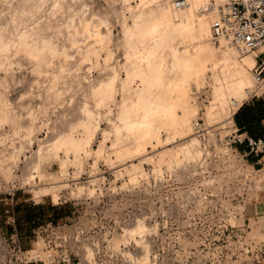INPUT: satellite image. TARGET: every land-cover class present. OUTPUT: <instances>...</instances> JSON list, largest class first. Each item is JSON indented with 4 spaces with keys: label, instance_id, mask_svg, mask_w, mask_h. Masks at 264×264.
I'll list each match as a JSON object with an SVG mask.
<instances>
[{
    "label": "rangeland",
    "instance_id": "374dc122",
    "mask_svg": "<svg viewBox=\"0 0 264 264\" xmlns=\"http://www.w3.org/2000/svg\"><path fill=\"white\" fill-rule=\"evenodd\" d=\"M59 1L61 3L58 6ZM14 2L18 1L0 0L1 20H10L12 13L9 16L8 12L16 6L12 5ZM57 2V8L55 3L52 6L48 4L49 2H45L46 8L41 6L45 10L41 8L40 11L48 10L50 12L46 13L52 15L47 16L48 14L44 12L42 17L40 15L42 12L38 11L35 18L30 19V22L33 20V24L40 23L37 25L38 28L30 23V27L33 26L32 31L36 28L41 32L46 28L48 32L46 33L45 29L41 34L49 36L50 33L53 38L56 47L50 51V55L52 54L50 59L49 57L46 59L50 61L42 60L43 63L40 61V64L35 57L32 56V59L30 55L31 58H28V54L24 55L25 52L20 51L15 55L18 58L24 56L17 60V56H14L12 61L14 65L10 66L12 70L15 68L13 71H16L17 79L7 83V86L0 82V95H4L6 86L4 96L8 97L7 102L13 114L26 126L12 125L0 112V212L3 208H8L11 212L13 210L16 216L15 227L19 231V238L8 237L0 232V264H17L15 250L18 245L25 251L26 259H34L36 256L44 259L47 254L66 250L74 254L75 262L78 264H239L241 258L236 261L229 258L230 245L222 243L212 245L205 240V236L213 229L205 226L189 227L185 219L186 211L180 207H235L238 221L249 217L253 235H260L263 231L264 167L257 171L247 163H239L231 149H227L219 142L225 139V134L229 132L228 127L233 125L232 113L254 91L255 83L251 68L255 61L247 68L251 82L243 88L244 93L240 94L242 97L239 96L242 99L238 97V104L235 105L230 98L231 94L230 96L227 94L228 100L226 98L225 102L214 101L211 87L215 86L216 81L212 79L214 77L210 63L207 64L209 65L206 66L207 69L202 71L203 75L196 71L193 72L196 75L192 73L189 78L186 77L187 83L181 76L174 77L181 70L177 68L179 66L177 63H170L172 65L170 69L168 68L169 71L172 66L174 70L169 73L167 69L168 73H165V76L170 74L171 77L174 73L171 78L173 84L175 82L176 85L177 80L178 82L182 80L185 85L178 83L177 90V87L171 84L175 93L172 90L165 91V85H162L161 94L165 91L167 93L163 94H166V97L174 95L173 100L181 94L176 99L179 105L176 106V113H182L184 103L187 105L191 103L190 113L196 110L191 123L199 122L204 129L203 134L197 135L195 128L192 127L191 136L193 132V136L196 135L195 146L194 144L189 145L191 148L187 146L184 154L185 149H182L184 150L182 153L180 147L181 135L176 136L175 133L173 136L170 129V135L167 133L171 125L169 117H162L165 107L160 108L164 109L162 111L158 109L161 117L165 118L164 121L160 115L158 116L164 124L157 116L156 122L153 123L155 129H158L150 132L154 138H149V133L145 132L147 127L143 124L137 126L134 122L136 118L143 119L141 117L143 113H146L143 114L146 118L147 115L149 117L151 114L147 112L150 110L151 113L153 108L150 98H146L154 93L150 91L153 89L148 90L147 80L151 77L147 76L150 74H146V71L149 70V65L145 57H141L147 49L144 45L146 42V46L149 45L152 39L148 40L151 38L150 35L148 36L145 30L142 32L141 25L138 24L143 23L147 17L146 11L152 9L154 4L148 3L145 7L141 0H63V3L57 0ZM47 6L54 9L52 7L47 9ZM141 8L144 10L146 8L145 12ZM139 10L145 14L142 15ZM42 18H48L45 24ZM41 23L44 24V28ZM133 25L138 26L136 29L141 35L139 32L136 33V26ZM129 26H133L132 30L127 28ZM126 32L129 33V37ZM176 40L177 44L175 40L173 42L177 50L184 48L192 50L190 41L179 43L180 39ZM210 41L218 50L221 49L220 41L214 42L211 34ZM163 51L168 57V48H162ZM246 54L237 53V58L241 60ZM251 54L254 55V52ZM144 63L148 65L147 68ZM219 68L217 67L216 72L221 75ZM4 71V68L0 69L1 76ZM199 75L204 76L202 80H197L201 77ZM195 76L198 77L196 80ZM195 81L197 83L203 81V84L200 82L197 86ZM163 83H166V79ZM51 85L56 86L55 89L52 90ZM180 86L187 88L184 90L188 95H184L186 92ZM143 87H146L147 91ZM149 91L150 94H147ZM161 94L160 98L163 97ZM160 98L157 99L158 102L162 100V98L159 100ZM212 100L217 104L215 105ZM145 105L151 106V109L147 107L144 112ZM215 106L220 108L214 109L217 108ZM222 106L227 108H224L227 112L223 111ZM207 107L208 109L212 107L218 112L213 113L210 109L212 114H216L214 119V115H210L212 117H209L210 121L205 116L209 111ZM140 110L141 116L138 114ZM126 116L133 120L129 122ZM86 119L91 122L97 121L98 129L92 132V137L90 136L92 141L89 139L90 143L87 142L89 144L84 143L83 149L86 150L77 151L78 160L73 156L76 155L75 151L62 146L63 144H60L61 149L55 151L59 146L55 147L56 143L54 142V146L53 141L57 135L65 134V131L67 133L72 130L68 133L76 138L85 137V132L82 133L85 127L82 128L80 125L81 121H87ZM158 120L162 124H159ZM155 123L158 125L157 128ZM75 125L77 132L74 131ZM154 130L159 136L155 135ZM143 135L144 139L145 137L147 139L141 141ZM138 137L143 143L139 144L141 146L139 148L135 146L140 142L137 141ZM38 141L42 143L41 152L37 150L41 146ZM51 145L54 149H51ZM198 147L199 152L196 151ZM14 151H18L17 154ZM169 151L174 152L173 155ZM176 151H179L178 155ZM174 155L178 162L175 161ZM66 156L70 159L67 160V164V161H63L66 160ZM160 157L165 160L162 161ZM74 158L77 160L75 162L79 161L78 166H82L81 170L80 167L75 168L77 164H74ZM62 161L66 166L61 163ZM30 162L32 166H29ZM59 162L66 169L61 167L63 168L61 170ZM123 164L127 167L122 168ZM35 166L36 170L32 168ZM37 169L44 174L46 172L43 178L42 176L40 178L41 172L36 173ZM25 177L28 180H25ZM47 184H50L49 186L57 193V200H53L51 194L44 193ZM10 196H13V202L8 199ZM33 202L39 203L33 208L36 218L25 221L23 219L25 207L22 205H32ZM243 207L247 208L250 215H246ZM80 258H84V261Z\"/></svg>",
    "mask_w": 264,
    "mask_h": 264
},
{
    "label": "bare ground",
    "instance_id": "6f19581e",
    "mask_svg": "<svg viewBox=\"0 0 264 264\" xmlns=\"http://www.w3.org/2000/svg\"><path fill=\"white\" fill-rule=\"evenodd\" d=\"M16 1H18L17 3H15V4H12L13 6L14 5H16L15 7H14V9H12L11 7H9L10 9H12V11H10V12H8V14H9V16H10V13H12L11 14V16H10V20L9 21H3V20H1V18H0V69L2 68H4L5 69V71H4V74H2V76L0 75V82L1 83H3L4 85L6 84V86H7V83H11L12 81H15L17 78V76L15 75V72L11 69V65H14V64H12V61H14L13 60V57L14 56H17V55H15V54H19V52L21 51V52H25L24 53V55H26V54H28L29 56H28V58L30 57V55H31V57L33 56V57H35V59H36V61L37 62H40V61H42V60H45L46 62L50 59V57L52 56V54L50 55V51H52V49L53 48H55L56 46H54V41H53V38H52V36H50L51 34L49 33V36H48V34L46 35V34H41L42 32H45V29L46 28H44V24H45V20L46 19H48V18H46V19H44V18H42V19H44V22H43V20H42V22L44 23V24H42L41 23V25H43L42 27L44 28V31L43 30H41V32H39V29L37 30L36 28H34V31H32L33 29V26L34 25H36V23H32L33 22V20H32V22H30V19H34L35 17V15L36 14H38L39 12H42L40 15L42 16V17H44L42 14H44V12L43 11H40L41 10V8H42V10H45V8H46V5H47V3L48 4H52V6H53V4L55 3V8H57L56 6H57V4H58V2L56 3V1H54V0H16ZM62 1V3H63V0H61ZM127 1V0H126ZM223 0H189V5L188 6H186L185 8H181V9H175L173 6H172V4H171V2L169 1V0H141V2L143 3L142 5H144L145 7H146V5L148 4V3H152V4H154V7L152 8V9H150L151 8V6H149L150 8H148V9H150V10H147L146 11V13H147V17L146 18H144V20H143V23L142 24H140V22H139V24L136 22V24H138V26L139 25H141L140 26V28H141V31L143 30H145V31H147L148 32V36L150 35V37L151 38H148V40L149 39H152L148 44L149 45H147L146 46V44H147V42H146V44L144 45L145 47H147V49H146V51H145V54H144V56H141L140 54V56L141 57H145V60L147 61V64L149 65V70L147 69V73L146 74H150V75H147V76H149V77H151V79H149V80H147V81H149V82H147V84H149V87H148V90H150V89H153V90H150V91H154V93L152 92L151 94H150V91L147 93V94H150V96L148 95L146 98L147 99H149L150 101H151V106L153 105V108H152V111H151V113H150V110H148V112L147 113H149V114H151V115H149V117H148V115H147V118L142 114V116L140 115L141 114V110H140V113H138L143 119H138V118H136L135 120H134V122H135V124H137V126H139V124L141 125V124H143V126H145V127H147L146 129V133L148 134L149 133V135H150V132L153 130V129H155V127H154V122H156L155 121V119H157V117L161 114L160 113V111H162V110H164V109H160V108H164L165 107V113H164V111L162 112V113H164L166 116H164V114L162 115V117H169V119H170V122H169V124L171 125V127L169 126V128H168V132L167 133H169V129H170V133L173 135V136H175L174 134L175 133H177V135L176 136H178V134H179V138L180 139H182V141H180V147H181V152L183 153V151H182V149H185V151H184V154H185V152H186V148H187V146H189V145H192V144H194L193 146H195V143H194V139H195V137H196V135H194L193 136V134H194V132H193V134H192V136H191V132L193 131H191V129H193L192 127H193V120H192V118H193V114L194 113H196V110H195V112L193 111V113H190V112H192V111H190V109L189 108H191V107H189V105L191 104H185L184 102H182V103H184V109L182 108V110L183 111H181L180 113L181 114H178V113H176V106L178 105V102L176 101V99H177V97H179V96H177V97H175L176 99H172V98H174L173 96H171V97H166L163 93L165 92V91H169V92H171L170 90H172V92L173 93H175L174 92V88L172 87V86H170L171 84H173V80L171 79L172 78V76H173V74L174 73H172L171 74V77H169V75L167 74L166 76H165V73H168V72H166V70L169 68L170 69V67H171V65H170V63H173V64H176V65H174V67L176 66L178 69H179V71H180V73H178V74H180V75H178V74H176V76H174L175 78H177L178 76L181 78V79H183L184 80V82L185 83H187V80H188V78H189V75L190 74H192L193 72H200L202 75H203V72L205 71L204 69L206 68L207 69V67L206 66H209V65H207L208 63H210V67H211V70L213 71H211L212 73H213V77L214 78H212V79H214L215 81H216V84H215V86L212 88L211 87V89H213L212 91H213V96H214V101L215 102H217V101H219L220 103L221 102H225L226 101V98H227V94H229V96H230V94L232 95V97H230V98H232V102H233V104L235 105L238 101H239V99H242V98H240V97H242V96H240V94L243 92V88L245 87V86H247L248 84H250V82H251V76L249 75V73H248V71H247V68H248V66H250L254 61H255V59H254V55L253 54H246L244 57H242L241 58V60H239L238 58H237V53H235V51L233 50V48L231 47V45H230V43H229V41L227 40V39H221L220 40V48L221 49H219L218 50V48H216L217 46H214V44H212V42L210 41V31H211V25H212V23L215 21V19H216V16H217V9H218V5L222 2ZM45 2H47V3H45ZM65 2V1H64ZM60 1H59V4H58V6L60 5ZM45 4V5H44ZM140 4V3H139ZM149 4V5H150ZM11 5V6H12ZM12 6V7H13ZM41 6H44V7H41ZM52 6H47V9H48V7L49 8H51ZM143 6V7H144ZM44 8V9H43ZM53 8V7H52ZM51 8V9H52ZM51 9H49V10H51ZM54 9V8H53ZM141 9H143V11L145 12V10H146V8H145V10H144V8H141ZM9 11V10H8ZM39 11V12H38ZM140 11V10H139ZM143 11H140V13H142V15H144L143 14ZM46 12H50V11H46ZM45 12V13H46ZM54 11H52V13H53ZM139 12L137 11V14H138ZM5 14H7V13H5ZM7 14V15H8ZM46 14H48L47 16H50V15H52V14H50L49 15V13H46ZM0 15H1V13H0ZM39 15V17L41 18V16ZM141 14H139V16H140ZM2 16H4V14H2ZM47 16H45V17H47ZM138 16V17H139ZM5 17V16H4ZM3 17V18H4ZM7 17V16H6ZM34 17V18H33ZM39 17H38V19H39ZM50 18L51 17H49V20H50ZM5 20H7V18H5ZM41 20H37V21H41ZM49 20H47L46 21V24H48L47 22L49 21ZM34 22H36L35 20H34ZM30 23H32L33 24V26H31L30 27ZM31 24V25H32ZM40 25V23H38L37 22V25ZM51 23L49 22V25H50ZM135 24V23H134ZM36 25V26H37ZM38 25V26H39ZM49 25H47L48 27H49ZM38 26H37V28H38ZM46 26V25H45ZM134 27L136 26V25H133ZM133 26L132 27H127V28H129L130 30H132L131 28H133ZM138 26H136L135 27V29L138 27ZM41 27V26H40ZM39 27V28H40ZM47 27V28H48ZM139 28V29H140ZM40 29H42V28H40ZM129 30V31H130ZM134 30V29H133ZM135 31V30H134ZM142 31V32H143ZM144 31V32H145ZM48 32V30L46 29V33ZM98 32V31H97ZM128 32V31H127ZM127 32H126V34H127ZM139 31H138V29H136V33H138ZM141 32V33H142ZM146 32V33H147ZM131 33H133V32H131ZM130 33V34H131ZM135 33V32H134ZM135 33V34H136ZM138 34H140V32L138 33ZM143 34V33H142ZM128 35V37H129V33L127 34ZM134 35V34H133ZM141 35V34H140ZM131 36V35H130ZM178 38V40L180 39V41H179V43L181 42H183V43H188L187 42V40L188 41H190L189 43L192 45V50H190V49H188V48H184L183 50H177V46H175V44H174V40H175V42L177 41L176 39ZM176 44H177V42H176ZM189 44V45H190ZM184 45V44H183ZM185 45H187V44H185ZM182 46V45H181ZM188 46V45H187ZM186 46V47H187ZM185 47V46H184ZM162 48L164 49V48H168V57H166V55H165V53H164V51L162 52ZM182 48V47H181ZM180 49V48H179ZM166 50V49H165ZM178 51H180V52H178ZM52 53V52H51ZM139 53H141L142 55H143V53L142 52H139ZM255 54V53H254ZM23 55V56H24ZM50 55V56H49ZM20 56H21V54H20ZM23 56H21V57H19L18 58V56H17V58H16V60L17 59H20V58H22ZM30 57V58H31ZM33 57H32V59H33ZM49 57V59L48 60H46L47 58ZM141 57H139L138 56V58H140V59H142ZM216 57V58H215ZM27 58V59H28ZM23 59H25V58H23ZM15 60V61H16ZM145 60H143L142 59V61H144V62H146ZM19 61V60H18ZM33 61V60H32ZM36 61H34V62H36ZM50 61V60H49ZM140 61V60H139ZM142 61H141V63H142ZM16 63H17V61H16ZM42 63H43V61H42ZM45 63V62H44ZM139 64H141L140 62H138ZM219 63H220V65H219ZM33 64H35V63H33ZM40 64H41V62H40ZM138 64V65H139ZM144 64H146V63H144ZM144 65L145 66V68H147L148 67V65ZM35 65H38V64H35ZM142 65H143V63H142ZM62 66V65H61ZM175 67V68H176ZM217 67H220L219 69H221L220 71H221V75H219V74H217V72H216V70H217ZM176 68V69H177ZM169 69L167 70V71H169ZM172 69L174 70V68H173V66H172ZM172 69L169 71V73L170 72H172ZM175 69V71H177ZM210 69V68H209ZM62 71H63V69H61ZM148 71L150 72V73H148ZM174 71V72H175ZM203 71V72H202ZM218 71V70H217ZM219 71V72H220ZM178 72V71H177ZM176 72V73H177ZM210 72V73H211ZM218 72V73H219ZM18 73V72H17ZM63 73V72H62ZM62 73H59V74H62ZM199 73V74H200ZM20 74V73H19ZM18 74V75H19ZM64 74V73H63ZM193 74H195V73H193ZM196 75V74H195ZM205 75V74H204ZM212 75V74H211ZM56 76V75H55ZM193 76V75H192ZM198 76V75H197ZM199 76H201V75H199ZM61 77V76H60ZM148 77V78H149ZM186 77H188L187 78V80H186ZM196 77V76H195ZM202 77H204V76H201V77H196L195 78V80L197 79V80H202L203 78ZM206 77V76H205ZM212 77V76H211ZM19 78V77H18ZM166 79V83H163V81ZM174 79V78H173ZM179 79V78H178ZM19 80V79H18ZM175 81V80H174ZM180 82H178V80L176 81V85L179 83V84H184L185 85V83H182L183 81L182 80H179ZM203 81H205V80H203ZM202 81V82H203ZM196 82V81H195ZM201 81H199L198 83H200ZM201 82V83H202ZM188 83H189V81H188ZM198 83L196 82V84H197V86H198ZM2 84V85H3ZM203 84V83H202ZM8 85H10V84H8ZM162 85H165V91H163V97L161 96V98H162V100H161V98L159 97L160 96V94H161V91H162ZM175 85V82H174V84H173V86ZM175 85V86H176ZM183 85V86H184ZM6 86L4 87V95L6 96V94H5V89H6ZM160 87V90L158 89V87ZM178 86V85H177ZM176 86V87H177ZM9 87V86H8ZM51 87H52V85H51ZM50 87V88H51ZM55 87L56 86H53L51 89L53 90V89H55ZM170 87L172 88V89H170ZM181 88H182V86H180ZM0 88H1V85H0ZM144 89L146 88V87H143ZM184 88L185 87H183L182 89L184 90ZM246 88V87H245ZM50 89V90H51ZM144 89H142L141 88V90L143 91ZM185 89H187V88H185ZM3 90V89H2ZM146 90V89H145ZM144 90V91H145ZM175 90H176V88H175ZM177 90H178V87H177ZM176 90V91H177ZM179 90H181V89H179ZM7 91V90H6ZM142 91H140L141 92V94H142ZM147 91V90H146ZM156 91V92H155ZM158 91V92H157ZM160 91V92H159ZM185 91V90H184ZM183 91V92H184ZM167 92H165V93H167ZM178 92V91H177ZM180 92V91H179ZM186 92V91H185ZM184 92V93H185ZM1 93V92H0ZM7 93V92H6ZM144 93V92H143ZM158 93H160V94H158ZM183 93V94H184ZM187 93V94H186ZM184 95L186 96V95H188V92H186ZM212 93V92H211ZM244 93V92H243ZM161 94V95H162ZM171 94V93H170ZM3 94H1L0 95V98H1V103H0V112H2L3 113V115H4V117L6 118V119H8L9 121H10V123H12V125L13 124H15L16 126H18V125H20V127H24L25 125H22L23 123L21 122V120L19 119V118H17L14 114H13V112H12V110H11V107L9 106V104H8V102H7V98L8 97H5ZM168 96H170L169 94H167ZM240 96V97H239ZM238 97H239V99H238ZM145 98V99H146ZM152 98V99H151ZM158 98H160L159 100H161V101H157V99ZM170 98V99H169ZM184 98V97H183ZM172 99V100H171ZM181 99V98H180ZM213 99V98H212ZM227 100H228V98H227ZM3 101V102H2ZM147 101V105H148V100H146ZM149 101V102H150ZM156 101V102H155ZM179 102H180V100H178ZM213 100H212V102L213 103H215ZM218 102V103H219ZM230 102V101H229ZM228 102V103H229ZM145 103V102H144ZM154 103V104H153ZM187 103V102H186ZM146 104V103H145ZM211 105L210 106H212V103H210ZM217 103H215V105H216ZM238 104V103H237ZM143 105V104H142ZM194 105V104H193ZM214 105V104H213ZM220 105V104H219ZM223 105V104H222ZM146 106V105H145ZM151 106H146L145 108H143V109H145V111L144 112H146V110H147V107H148V109L150 108L151 109ZM181 106H182V104H181ZM180 106V107H181ZM192 106V105H191ZM218 106V105H217ZM217 106H215V107H217ZM225 106V105H224ZM227 106V105H226ZM166 107H167V110H169V112H167V110H166ZM177 107H179V105L177 106ZM193 107H196V106H193ZM218 108H220V107H217V108H214V109H218ZM222 108H223V106H222ZM225 109H227L226 107H224ZM223 108V109H224ZM158 109H160V111L158 110ZM178 109H180V108H178ZM192 109V108H191ZM194 109V108H193ZM211 110H213V108L211 107L210 108ZM210 109H208V107H207V110H209L208 112H207V114H205V116H207L206 118H208V120L210 121V119H209V117L210 118H212L210 115L212 114V111H210ZM222 109V110H223ZM223 110V111H226L227 112V110ZM206 110V111H207ZM138 111V110H137ZM159 111V113H157ZM124 113V112H123ZM213 113H217L218 114V112H216V111H214L213 110ZM127 114H128V112H127ZM126 114V115H127ZM135 114H136V111H135ZM138 114H137V117H138ZM161 115H160V117H161ZM212 115H214L213 116V119H214V117H216V114H212ZM157 116V117H156ZM226 116H227V113H226ZM230 116V115H229ZM127 117V116H126ZM161 117V118H162ZM196 117V116H195ZM228 117V116H227ZM124 118V117H123ZM128 118V117H127ZM140 118V117H139ZM159 118V117H158ZM165 118H162L163 120L165 119ZM82 119V118H81ZM84 119V118H83ZM126 119V118H125ZM124 119V120H125ZM160 119V118H159ZM168 119V118H167ZM213 119H212V121H213ZM226 119V118H225ZM224 119V120H225ZM228 119V118H227ZM87 121H81L82 122V125H80V124H78V126L80 125L82 128H83V126L85 127L84 128V130L85 131H83V129H80L81 131H83L82 133H84L85 132V137L84 138H78V136H77V138L76 137H74L73 135H70V133H68V132H72V130H70V131H67V133L69 134H67L66 133V131H65V134H63L62 133V131H61V135H57L55 138L56 139H54L55 141H53V145L56 143V146L55 147H57V146H59V147H57V150H55V151H58V149H61L60 147H61V145L62 146H66V148H68V149H70V150H74L75 152V154L77 153V151L80 149V150H86L85 148L83 149V145H84V143H86V144H89L90 142L88 141L89 139H90V136L92 135V132L93 131H95V130H97L98 129V122L96 121V122H91V121H89L88 119H86ZM127 120H129V122L131 121V120H133V119H127ZM163 120H161L160 119V121H162V123L164 124V122H163ZM207 120V119H206ZM79 121V120H78ZM92 121H94V120H92ZM165 121V120H164ZM134 122H132V123H134ZM158 122H159V120H158ZM158 122H157V124H158ZM167 122H168V120H167ZM192 122V123H191ZM79 123V122H78ZM161 122H159V124H162ZM216 123V122H215ZM214 123V124H215ZM156 124V123H155ZM156 124V128L158 127V125ZM166 124V123H165ZM211 124H213V123H211ZM219 124V123H218ZM217 124V125H218ZM14 125V126H15ZM147 125V126H146ZM216 125V124H215ZM28 126V125H27ZM136 126V127H137ZM153 126V127H152ZM210 126V125H209ZM214 126V125H213ZM26 127V126H25ZM29 128L31 127V126H28ZM75 127V129H74V131H76L77 132V130H76V125L74 126ZM216 127H218V126H216ZM32 128H33V125H32ZM32 128H31V130H32ZM26 129V128H25ZM73 129V128H72ZM77 129H79V128H77ZM166 129H167V125H166ZM214 129H215V127H214ZM31 130H28V131H30L31 132ZM67 130H69V129H67ZM89 131V132H87V131ZM118 130V129H117ZM155 130H158V129H155ZM154 130V133L156 132ZM211 130V129H210ZM75 132V133H76ZM159 132V131H158ZM29 133V132H28ZM58 133V132H57ZM56 133V134H57ZM74 132H73V134H75ZM82 133H81V135H82ZM146 133H144L145 135H146ZM153 133V132H152ZM151 133V134H152ZM153 133V134H154ZM170 133H169V135H170ZM1 134V133H0ZM26 134H27V132H26ZM55 134V135H56ZM59 134H60V132H59ZM95 134V133H94ZM29 135H31V134H29ZM145 135H143V137L142 138H140L141 139V141L144 139V136ZM155 135H157L156 133H155ZM171 135V136H172ZM80 136V135H79ZM83 136V135H82ZM94 136V135H93ZM157 136H159V135H157ZM92 137V136H91ZM149 138H154V137H152L151 135H150V137ZM92 139V138H91ZM90 139V141H92ZM140 139H139V137H138V140L137 141H140ZM145 139H147L146 137H145ZM144 139V140H145ZM157 139V140H156ZM155 140L156 141H158V139H159V137H157ZM197 139V138H196ZM51 140V139H50ZM52 140H53V138H52ZM40 141V140H39ZM38 141V144L40 145L41 144V146H39V148L37 149L39 152H41V149H42V143H40ZM136 141V142H137ZM141 141L139 142V143H136V145L135 146H137L138 148H139V144L141 143ZM161 141V140H160ZM160 141H159V143H160ZM196 141V140H195ZM55 142V143H54ZM87 142H89V143H87ZM51 144V143H50ZM61 144V145H60ZM141 144H143V143H141ZM53 145H51V149H54V148H52V147H54ZM50 146V145H49ZM86 146V145H85ZM141 147V146H140ZM190 147V146H189ZM192 147V146H191ZM190 147V148H191ZM197 147V146H196ZM41 148V149H40ZM48 148V147H47ZM64 148V147H63ZM65 148V149H66ZM82 148V149H81ZM43 149H45V146H44V148ZM56 149V148H55ZM90 149V148H89ZM193 149V148H192ZM194 149H195V147H194ZM193 149V150H194ZM1 150V149H0ZM37 150H36V152H37ZM47 150V149H46ZM50 150V149H49ZM180 150V149H179ZM190 150V149H189ZM188 150V151H189ZM199 150V147H198V149H196V151L197 152H199L198 151ZM53 151V153L55 152L54 150H52ZM63 151H64V149H63ZM69 151V150H68ZM89 151V150H88ZM191 152H192V150H190ZM189 151V152H190ZM2 152V151H1ZM16 154H17V152L16 151H14ZM35 152V151H34ZM39 152H37L38 154H39ZM70 152V151H69ZM69 152H67V153H69ZM169 152H172V151H169ZM179 152V151H178ZM178 152L176 151V153H177V155H178ZM33 153V152H32ZM58 153V152H57ZM65 153V152H64ZM85 153V152H84ZM173 153L174 152H172V154L171 155H173ZM175 153V154H176ZM13 155H14V153H12ZM11 154V155H12ZM38 154H36V155H38ZM41 154V153H40ZM56 154V153H55ZM55 154H53V155H55ZM66 154V153H65ZM81 154V153H80ZM80 154H79V156H80ZM165 154H167L166 152H165ZM188 154V153H187ZM3 155V154H2ZM57 155V156H56ZM55 156L56 157H58V154H56ZM61 155V154H60ZM66 155H69V154H66ZM169 155H170V153H169ZM168 155V157H170ZM1 156V155H0ZM17 156V155H16ZM63 156V155H62ZM73 156H75V158L78 160V156H77V154L76 155H74L73 154ZM176 155H174V158H175V161H176V157H175ZM11 157H13V156H11ZM145 157V156H144ZM162 157V156H161ZM160 157V158H161ZM165 157V156H164ZM61 158V157H60ZM63 158V157H62ZM74 158V164H77V163H79V161L78 162H75V159ZM80 158V157H79ZM146 158V157H145ZM159 158V159H160ZM166 158H167V156H166ZM173 158V159H174ZM66 160H64L63 159V161L64 162H66L69 158L66 156V158H65ZM72 159V158H71ZM81 159V158H80ZM165 160L164 158H161V160ZM170 160H171V158H169ZM70 160V159H69ZM76 160V161H77ZM160 160V161H161ZM162 160V161H163ZM170 160L168 161V162H170ZM60 161V160H59ZM61 162V163H63V165H64V162ZM71 161H73V160H71ZM132 161V160H131ZM174 160H173V162H175ZM29 162V161H28ZM27 162V163H28ZM32 162H34V160L32 161ZM81 162V161H80ZM165 162H167V161H165ZM167 162V163H168ZM171 162H172V160H171ZM176 162H178V161H176ZM35 163V162H34ZM60 163V162H59ZM61 163L59 164L60 165V168L61 167H63V166H61ZM68 163V161L66 162V164ZM73 163V162H72ZM123 163V162H122ZM31 164V162L29 163V166H32V165H30ZM33 164V163H32ZM38 163H36V165H37ZM125 164V163H124ZM123 164V165H124ZM130 164V163H129ZM128 164V165H129ZM173 164V163H172ZM171 164V165H172ZM26 165H28V164H26ZM35 165V164H34ZM80 165V164H79ZM118 165H120V163L118 164ZM130 165H132V164H130ZM38 166V165H37ZM64 166H66V165H64ZM76 166L77 167H80V166H78V164L77 165H75V168H76ZM133 166V165H132ZM132 166H130L131 168H132ZM187 165H185V167H186ZM82 167V166H81ZM81 167L79 168L80 170H81ZM124 167H127V165H124V166H122V168H124ZM184 167V168H185ZM26 168H28V166H26ZM32 168H34V170H36V166L35 167H32ZM63 168H65V167H63ZM63 168H61V170H63ZM134 168V167H133ZM135 168H136V166H135ZM183 168V167H182ZM189 168V167H188ZM66 169V168H65ZM78 169V168H77ZM127 169V168H126ZM1 170V169H0ZM38 170V169H37ZM119 171H120V169H118ZM181 170H183V169H181ZM185 171H187L186 169H184ZM183 170V171H184ZM189 171L191 170V169H188ZM78 171V170H77ZM182 171V172H183ZM39 172V170L36 172V173H38ZM40 172H41V174H39L40 175V178H41V176H42V178H43V175H45L46 174V172L45 171H43V172H45V174L44 173H42V171L40 170ZM39 172V173H40ZM61 172V171H60ZM188 172V171H187ZM63 173H64V171H63ZM52 174V173H51ZM51 174H49L50 176H51ZM38 175V174H37ZM48 175V177L49 178H51L52 176H53V174H52V176L50 177ZM45 177V176H44ZM55 177V176H54ZM47 178V177H46ZM46 178H44L45 180H47ZM49 178H48V180H49ZM24 179V178H23ZM52 179V178H51ZM25 180H28V178H26L25 177ZM47 182V181H46ZM56 183V181H51V182H47V183ZM48 185V184H47ZM47 185L44 187V193H48V194H51V196H52V198H53V200H57L58 199V195H57V193L55 192V190H53L49 185H48V188H47ZM52 186V185H51ZM56 186V185H55ZM58 186V185H57ZM53 187H54V184H53ZM55 189V188H54ZM79 189H82V188H78V190ZM84 189V188H83ZM82 189V190H83ZM42 191H43V189H42ZM43 193V192H42ZM30 251H32V250H30ZM33 252V251H32ZM83 256V255H82ZM87 256V255H86ZM82 258H80V260H81ZM84 259V258H83ZM82 259V260H83ZM85 260H87L86 258H85ZM84 261V260H83ZM80 262V261H79ZM87 263H88V261H87ZM80 264V263H79Z\"/></svg>",
    "mask_w": 264,
    "mask_h": 264
},
{
    "label": "built area",
    "instance_id": "2783aa9c",
    "mask_svg": "<svg viewBox=\"0 0 264 264\" xmlns=\"http://www.w3.org/2000/svg\"><path fill=\"white\" fill-rule=\"evenodd\" d=\"M169 1L175 9L189 5V0ZM211 37L214 42L227 39L238 54L255 53L256 60L251 68L255 88L251 95L263 93L264 0H223L218 5L216 19L211 25ZM193 127L197 135L204 133L199 122L194 123ZM228 128L229 132L225 134V139L219 142L227 149H231L239 163L248 164L246 157L249 154H255L264 159L263 138L248 135L234 125ZM238 145H243L245 150H239ZM263 167L264 165L253 168L259 171ZM180 208L186 211L185 219L189 227L205 226L213 229L205 236L208 243L230 245L229 258L231 261L241 258L239 264H264V229L260 235H253L249 217L238 221L234 211L235 207ZM243 211H246V215H250L246 207H243ZM7 212L8 208L5 209V213ZM202 241L205 242L204 239ZM15 260L17 264H78L75 262L74 254L66 250L61 253L47 254L44 259L37 256L34 259H26L25 251L19 245L16 246Z\"/></svg>",
    "mask_w": 264,
    "mask_h": 264
},
{
    "label": "crops",
    "instance_id": "0c3cea01",
    "mask_svg": "<svg viewBox=\"0 0 264 264\" xmlns=\"http://www.w3.org/2000/svg\"><path fill=\"white\" fill-rule=\"evenodd\" d=\"M254 59L256 60L255 57ZM231 119L233 125L246 134L264 139V92L259 95H251L232 113ZM237 148L242 151L245 150L243 145H238ZM246 160L254 168L264 165V159L259 158L255 154L247 155ZM8 199L10 202H13V196H10ZM36 204L39 203L33 202L32 205H22V207H25L23 215L25 221H32L31 219L36 218V213L33 212ZM9 206L13 207V205ZM5 209L3 208L2 212H0V232L6 234L8 237L16 236L19 238V231L15 227L16 216L12 208V212L8 209L7 213H5ZM3 218L5 219L2 221ZM5 223L9 225H5ZM26 227L25 224V229Z\"/></svg>",
    "mask_w": 264,
    "mask_h": 264
}]
</instances>
